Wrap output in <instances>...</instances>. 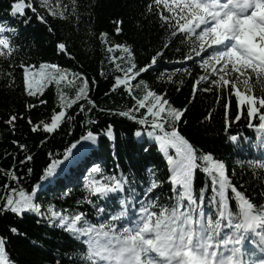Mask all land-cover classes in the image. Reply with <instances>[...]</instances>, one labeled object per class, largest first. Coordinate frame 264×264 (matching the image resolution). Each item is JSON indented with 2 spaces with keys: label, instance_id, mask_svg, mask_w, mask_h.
I'll list each match as a JSON object with an SVG mask.
<instances>
[{
  "label": "snow or ice",
  "instance_id": "1",
  "mask_svg": "<svg viewBox=\"0 0 264 264\" xmlns=\"http://www.w3.org/2000/svg\"><path fill=\"white\" fill-rule=\"evenodd\" d=\"M41 8L48 15L63 17L67 5L61 0H54V3L39 0L38 4L36 0H13L10 15L27 26L31 21L26 9L30 10L52 33L54 28L46 16L40 14ZM72 11H76L75 7ZM142 16L144 19L155 16L156 22L167 33V39L143 67L137 66L130 47L115 44L116 49L125 53L118 59L125 61L127 66L116 64V70L122 74L114 77L110 91L122 87L134 100L132 107L116 113L131 120L134 126H140L134 127L132 142L139 144L144 152L150 151L152 141L159 145L168 166L170 205L159 202V193L155 190L162 191L164 181L157 179L154 167H146L144 171L148 175L138 179L134 172L125 173L118 163L116 168L120 170L112 172H106L99 164L93 163L83 183L86 194L77 201V205H87L97 217L96 222L89 221L88 211L79 207L56 210V205L49 203L43 211L41 203L37 202L43 191V182L50 183V178L59 174L64 161L75 155L74 149L84 156L93 150L92 145L98 143L101 133L87 130L65 148L63 159L53 158L49 153L50 162L43 167L40 183L35 184L31 192L19 187L9 188L6 184L9 190L0 198L3 199L0 213L10 212L18 217L33 213L50 226L67 232L72 242L78 245L61 254L67 264H264V203L254 202L242 190L243 185L234 182L225 161L215 158L210 151L198 150L182 134L179 125L188 123L186 113L189 107L173 106L165 90H154L142 78L155 68L158 58L164 56L165 50L173 44V38L179 34L181 43L187 40L191 44L190 51L180 61L183 67L173 69L170 74L162 72L158 79L175 83L174 77L183 71L192 77L189 104L198 99L199 92L215 95V102L223 109L224 139L230 145H236L243 139L231 131L233 122L240 123L246 118L249 121L247 126L252 127L251 121L257 117L256 127L262 133L261 143H264V95H254L250 83L251 75L255 74L257 81L264 85V0H149ZM122 23L115 21L117 35L122 32ZM19 35L18 27L6 21L0 22V57L9 61L10 69L16 67L14 54L23 47L15 43ZM107 36L106 32L99 34L102 44L108 43ZM56 51L61 56L74 58L66 42H57ZM107 51L111 53L113 46H109ZM192 53L198 59H194ZM110 59L114 62L117 58ZM186 61L198 64L201 73L189 71ZM19 66L24 94L38 98L41 105L47 103L41 97L49 84L55 83L59 89L62 81L68 84H73L76 79L81 81L73 98L57 92L58 110H53L50 121L37 123L31 117L27 118L33 132L42 129L46 135H51L67 121L75 120L76 116L68 109L78 101L83 100L96 107L89 95L90 80L85 73L49 62L38 66L21 62ZM9 75L14 84V75L11 72ZM69 76L73 79H68ZM241 77L246 78L241 81ZM91 83L96 84L97 81L92 80ZM240 83H243L244 91ZM180 84L183 85L184 81L180 80ZM134 89H141L143 96L137 97ZM233 98L236 105L234 113L231 111ZM34 106L32 102L26 105L28 109ZM83 112L85 104L81 103L77 115ZM21 118L14 114L6 123L14 130V122ZM211 119L214 117L208 112L204 120ZM88 123L96 122L89 120ZM103 136L108 140L115 139L112 125H108ZM12 143L22 150L26 148L18 141L13 140ZM33 159L31 154H25L19 164L26 166ZM237 163L243 171L245 161L237 160ZM247 165L254 170L264 169V162L248 160ZM197 169L210 181L200 188L198 195L194 187ZM32 171V168H27L29 174ZM4 174L8 180L19 184L15 166ZM233 200L237 211L231 207ZM9 231L20 235L17 227H10ZM6 245L7 239L0 236V264H14L5 254ZM56 264H61L60 258Z\"/></svg>",
  "mask_w": 264,
  "mask_h": 264
},
{
  "label": "trees",
  "instance_id": "2",
  "mask_svg": "<svg viewBox=\"0 0 264 264\" xmlns=\"http://www.w3.org/2000/svg\"><path fill=\"white\" fill-rule=\"evenodd\" d=\"M12 2L13 0H0V22L6 21L9 25L20 29V35L15 43L23 47L14 54L13 62L16 65L14 69L9 68L7 59L0 57V198L4 197L11 187H19L31 192L32 187L40 183L39 176L43 167L50 162L49 153L53 158L63 159L66 147L79 139L87 130H93L95 133H101L98 143L92 145L93 150L84 156L81 154L74 156L71 164L60 168L56 179L40 192L37 202L41 203L44 210L49 203L55 204L56 210L79 207L88 211L89 221L96 222L97 217L87 205H77V201L86 194L83 183L93 163L99 164L106 172L120 169L125 173L134 172L138 179H144L148 175L144 171L146 167H154L157 179L164 181L162 191L155 190L159 193V202L170 205L172 201L171 186L167 181L168 166L163 153L159 151V145L152 141L153 146L150 151L144 152L139 144L132 142L133 129L140 126H134L131 120L116 113L132 107L134 100L122 87L110 91L114 77L122 74L116 70V64H120L121 67L127 66L125 61L118 59L125 53L116 49L115 44H126L130 47L137 66L143 67L155 54V50L161 48L167 39V33L156 22L155 16H150L148 19L142 16L149 0H75L74 4L73 0H61L62 4L67 5L63 17L59 15L53 17L48 15L45 9H39L40 14L45 15L54 28L52 33H49L48 28L41 24L30 10L26 9L27 17L31 21L27 26L21 24L18 18H13L10 15ZM36 3L38 4L39 0H36ZM50 3H54V0H50ZM73 7L76 9L75 12L72 11ZM115 21H123L120 25L122 32L119 35L115 32ZM102 32L108 33L107 44L101 43L99 34ZM178 37L173 38L174 42L165 50L164 56L158 58L155 68L150 69L142 78L154 90H165L173 106L189 107L186 113L188 123L179 125L182 134L198 150L210 151L215 158L225 161L234 182L243 185L242 190L254 202L264 203V196L261 195L264 193V169L254 170L247 165L248 160L264 162L262 133L256 127L258 117L251 121L252 127L247 126L249 121L246 118L240 123L233 122L231 131L243 139L236 145H230L224 139L226 133L223 130V109L215 102L214 94L199 92L198 99L189 104L192 77L180 71L174 77L175 83L158 79L162 72L170 74L173 69L183 67L180 61H183L184 54L190 51L191 44L187 40L181 43ZM59 41L67 43L68 50L74 58L70 59L68 55L61 56L56 51V44ZM109 46H113L111 53L107 51ZM192 55L194 59H198L194 53ZM111 57L117 59L113 62ZM21 62L36 66L42 62H49L61 68L85 73L90 80L89 95L96 107L86 104L83 100L78 101L77 105L68 109L70 114L76 116L75 120L67 121L61 129L51 135H46L42 129L33 132L27 118L31 117V120L37 123L41 120L50 121L53 110H58L57 92L64 88L67 98H73L81 81L76 79L75 85L60 84L58 90L55 85L49 84L41 97L47 103L41 105L38 98L27 97L23 92L22 69L19 66ZM184 63L193 74L201 73L198 64L192 61ZM9 72L14 75V84L11 83L12 76ZM92 80L97 83H91ZM180 80L184 81L183 85L180 84ZM250 83L254 95H264V85L257 81L255 74L251 75ZM177 88L181 91H176ZM134 92L137 97L143 96L141 89H134ZM28 102H32L35 106L28 109L26 107ZM81 103L85 104V112L77 115L78 105ZM235 107L233 98L231 106L233 113ZM143 111L141 109V112ZM208 112L212 113L214 119L205 121L204 117ZM14 114L23 118L14 122L13 130L6 121ZM89 120L96 123L90 124ZM108 125L113 126L114 140H108L103 136ZM13 140L26 145V148L20 149L18 145L12 143ZM25 154H31L34 159L27 162L26 166H21L19 160L23 159ZM237 160L245 161L243 171ZM117 163L120 169L116 168ZM13 166L20 177L19 184L8 180L4 174ZM29 167L33 169L30 174L27 172ZM73 173L76 175L74 180H71L69 177ZM6 184L9 188L5 187ZM205 184H210V181L200 169H197L194 182L197 195ZM208 191L210 194V187ZM2 204L3 199H0V205ZM231 207L237 211L234 200L231 202ZM13 226L20 230V235L10 233L9 228ZM0 236L7 239L5 254L14 264H56L58 258L61 264H67L61 254L78 247L67 232L50 226L33 213H25L23 217L10 212L0 213Z\"/></svg>",
  "mask_w": 264,
  "mask_h": 264
},
{
  "label": "rangeland",
  "instance_id": "3",
  "mask_svg": "<svg viewBox=\"0 0 264 264\" xmlns=\"http://www.w3.org/2000/svg\"><path fill=\"white\" fill-rule=\"evenodd\" d=\"M69 70H70V69H69ZM70 71H72V70H70ZM233 75H235V74H233ZM245 78H246V77H241L240 79H241V81H243V79H245ZM68 79H73V77L69 76ZM52 84L56 86L55 83H52ZM61 84H64V85H75V84H76V81H74L73 84H68L67 81H62ZM56 88H57V86H56ZM240 88H241L242 91L245 90L243 83H240ZM57 90H58V88H57ZM61 92H63V93L65 94V96L67 97L64 88H61ZM78 147H79V146H78ZM73 152L75 153L74 156L80 154V153H77L75 149L73 150ZM74 156H71V157H69L68 160L64 161V163L60 166V168H63L65 165H70L71 162H72L73 159H74ZM58 172H59V170H58ZM75 175H76V174L73 173V174L71 175V177H69V178L75 177ZM56 177H57V175L54 176V177H52V178H50V179H51V182H52L54 179H56ZM51 182H50V183L47 182V181L43 182V184H44L43 190H45V188H47V187L51 184Z\"/></svg>",
  "mask_w": 264,
  "mask_h": 264
}]
</instances>
